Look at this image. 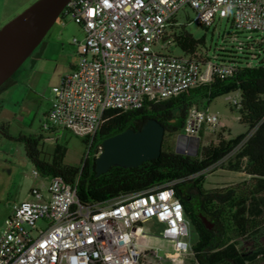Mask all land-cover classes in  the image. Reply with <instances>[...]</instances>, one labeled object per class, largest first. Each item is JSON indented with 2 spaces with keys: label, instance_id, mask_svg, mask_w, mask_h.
Segmentation results:
<instances>
[{
  "label": "built area",
  "instance_id": "built-area-1",
  "mask_svg": "<svg viewBox=\"0 0 264 264\" xmlns=\"http://www.w3.org/2000/svg\"><path fill=\"white\" fill-rule=\"evenodd\" d=\"M185 9L201 28L218 18L231 21L236 32L264 35V0H70L58 18L69 17L83 39L72 41L78 61L52 87L42 132L69 131L90 146L107 110H138L208 82L213 72L229 74L212 61L204 77L198 51L171 54L181 27L177 16ZM217 124L208 107L192 106L179 150H195V138ZM101 151L99 146L96 157ZM76 185L52 177L14 205L0 231V264H160L158 247L170 264H183L192 254L181 239L189 222L170 184L89 207L78 203ZM152 219L166 226L165 233L145 228ZM159 241H167L168 249Z\"/></svg>",
  "mask_w": 264,
  "mask_h": 264
},
{
  "label": "trees",
  "instance_id": "trees-1",
  "mask_svg": "<svg viewBox=\"0 0 264 264\" xmlns=\"http://www.w3.org/2000/svg\"><path fill=\"white\" fill-rule=\"evenodd\" d=\"M227 22L234 29L232 22ZM234 31L231 36L222 37L218 53L209 56L203 38L195 39L183 28L178 30L175 43L183 54L203 49L202 67L213 61L229 68L230 73L213 72L208 82L174 98L149 102L138 110H107L104 123L79 167L64 164L66 149L58 144L50 154H44L39 148L43 140L41 133L37 137L12 135L8 124L0 123V137L22 144L26 159L42 178L76 181V197L83 207L170 184L198 237L191 246L196 264H252L259 258L264 259V249L248 251L252 243L250 236L257 232L252 228L264 214V39L241 37L242 32ZM14 76L0 87V92ZM231 93L239 95L238 104L233 108L238 113V122L247 128L245 134L230 139L218 135L215 145L200 148L195 156L178 154L165 144V136L182 134L185 117L192 106L207 108L216 98ZM149 119L157 120L165 131L158 158L134 168L111 167L96 176L94 160L102 142L127 129L139 130ZM83 142L89 145L87 139ZM229 155L223 169L245 174L251 185L243 183L242 189L206 191L202 172ZM239 240L243 244L241 249Z\"/></svg>",
  "mask_w": 264,
  "mask_h": 264
},
{
  "label": "rangeland",
  "instance_id": "rangeland-1",
  "mask_svg": "<svg viewBox=\"0 0 264 264\" xmlns=\"http://www.w3.org/2000/svg\"><path fill=\"white\" fill-rule=\"evenodd\" d=\"M35 1L37 0H33L31 4ZM31 4L26 6L23 10H20L18 14L23 12ZM177 19L181 24L180 29L183 28L185 32L190 34L195 39H204V47L208 51L209 56L218 53L219 47L222 46V37H229L235 33L234 29L230 26V22H227L226 19L220 20L217 18L212 26L208 28H201L197 26L194 22H192L193 13L189 9L181 11L177 16ZM62 21L64 22V25L62 24ZM78 28L79 27L73 23L69 17L65 20L58 18L42 40V42H48L50 40L57 42L54 38L57 33H64V36L66 37L64 40L61 37L58 38V42L61 40L64 42L62 49L57 45V49L54 50L51 45L50 55L52 56V60L48 65L44 66V73L38 81V86H36L34 88L35 90H33L34 93H37L38 95H33V103L21 107L22 114H18V118L12 120V128L9 130L12 135L22 134L24 136L32 135L37 137L40 133H42L41 127H39L42 119V111H44L50 104L51 91L53 87L51 83H53L54 76L66 67L67 63L69 64L75 56L76 46L72 43L74 39L73 37H77L80 40L83 38ZM247 36H250L257 41L264 39L263 34L249 35L243 33L241 35V37ZM228 41L233 43L230 40ZM42 42L39 44L37 49L41 48L43 44ZM169 51L174 56H180L183 54L179 49L174 47H171ZM198 52L201 57L204 58V50L201 49ZM76 58L78 59V57ZM203 58L201 60L205 62V59ZM24 64L25 62L20 66L16 72L17 74H20ZM202 73L204 77L208 75L210 76L211 70L208 68V63L206 66L202 67ZM21 93L22 91L19 89L17 94L20 95ZM238 97V93H231L229 95L216 98L209 104L208 110L217 115L218 124L214 127H206L201 131L198 136L199 141L197 145V154L200 148L208 145H215L217 143L218 135H221L222 138L230 139L246 133L247 128L238 122V113L233 108V100L238 99ZM4 103L5 100L3 101V104ZM8 106L12 108L14 107V105L10 103ZM24 122H26V124ZM27 124H30V126ZM251 133L252 131L248 132V136ZM177 136L178 135L165 136V144L174 151L176 148ZM51 138L53 139V143L47 142L45 138L40 141L39 148L44 154H50L55 145L58 144L66 149L63 161L65 165L79 167L82 164L89 147V145H86L83 142V138L64 130L56 131L52 134ZM231 155L202 172L205 176L204 188L206 191L225 188L242 189L243 183L248 187L251 185L245 174L235 173L223 169L225 168L227 160ZM34 171L35 169L33 165L25 157L22 144L14 141H7L0 137V231L3 230L5 220L10 215L14 205L20 203L26 197L31 188H42L48 184L49 178H42L39 174L34 176ZM38 225H42V223H38ZM144 226L152 232L165 233L163 228L161 230H157L154 222H146ZM185 229L186 235L181 239L185 245L190 248L197 242L198 237L190 224H186ZM254 230L257 232L254 234L252 233V236H250V241L252 243L248 246V251L252 252L264 249V214L259 220H257L256 226L252 228V231ZM239 242L240 245H238V247L241 249L243 244H241L240 240ZM158 244L162 245V249L165 250L164 247L166 243H164V241H159ZM154 258L157 259L160 264H170L165 252L161 251L159 247L154 250ZM183 264H196L194 262L193 255L189 254L184 256ZM252 264H264V259L259 258Z\"/></svg>",
  "mask_w": 264,
  "mask_h": 264
},
{
  "label": "water",
  "instance_id": "water-1",
  "mask_svg": "<svg viewBox=\"0 0 264 264\" xmlns=\"http://www.w3.org/2000/svg\"><path fill=\"white\" fill-rule=\"evenodd\" d=\"M69 1L37 0L0 28V87L38 47ZM164 134V127L157 120L149 119L139 130L127 129L105 139L101 153L94 160L96 176L111 167L134 168L158 158ZM180 137L184 135L178 134L177 139ZM198 141L195 138L197 145ZM175 152L184 154L178 142ZM192 152L187 155L195 156L197 148Z\"/></svg>",
  "mask_w": 264,
  "mask_h": 264
},
{
  "label": "crops",
  "instance_id": "crops-1",
  "mask_svg": "<svg viewBox=\"0 0 264 264\" xmlns=\"http://www.w3.org/2000/svg\"><path fill=\"white\" fill-rule=\"evenodd\" d=\"M31 2H33V0H0V28L5 22H7L16 14H18L20 10H23L26 6L31 4ZM78 30L83 36V33L80 28H78ZM64 35V33H57L56 37H54L57 42L51 40L48 42L41 41L43 43L41 48H36L33 51V53L25 61V64L22 67L20 74L16 73L12 82L0 92V123H7L9 126V130H11L12 128V120L18 118V114H22L21 107L33 103V95H38L37 93H34L33 90H35L34 88L38 86V81L41 79V76L44 73V66L48 65L49 62L52 60V56L50 55L51 45L53 46L54 50L57 49V45L60 46V48L62 49V46L64 45V42L62 41L64 40V38H66ZM59 37L63 39L60 41L61 43L58 42ZM73 38L78 39L77 37ZM78 40L81 41L80 39ZM78 55L79 49L76 46L75 56L72 61L69 64L67 63L66 67H64L57 75L54 76L53 83H51L53 87L56 86L65 75L72 71L78 61V59L76 58L78 57ZM19 89L22 91L20 95L17 94ZM52 97L53 94L51 91L50 104L48 105V107H46L44 111H42V119L40 121L39 127H41V123L45 119V116L48 110L50 109ZM4 100L5 103L3 104ZM6 102H9L10 104L14 105V107H9V103ZM24 123L26 124V122ZM27 125L30 126V124ZM55 132L56 131L49 133L42 132L41 135L43 136V140L44 138H49V141H46L49 143H53V139L51 138V136ZM148 222H154L156 224L157 230H161L162 228L164 230L166 229V226L163 223L158 222L154 219ZM164 243H166L164 248L167 250L168 242L164 241ZM159 246L162 248V245Z\"/></svg>",
  "mask_w": 264,
  "mask_h": 264
}]
</instances>
